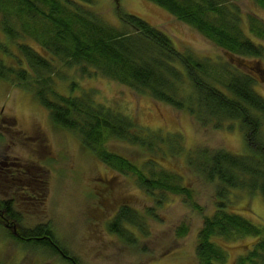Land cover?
Here are the masks:
<instances>
[{
	"label": "trees",
	"instance_id": "16d2710c",
	"mask_svg": "<svg viewBox=\"0 0 264 264\" xmlns=\"http://www.w3.org/2000/svg\"><path fill=\"white\" fill-rule=\"evenodd\" d=\"M149 1L196 28L236 61L264 55V21L257 15H244L233 0ZM254 1L264 9V0ZM93 2L0 0V80L31 91L49 111L57 128L75 131L83 145L106 165L121 175L136 177L140 188L154 200L163 190L186 195L187 200L193 194L177 181L181 175L165 169L156 173L153 169L160 164L155 158L149 157L144 163L148 168L139 167L122 154L109 151L107 141L116 138L145 152L154 150L159 138L182 146V137H160L118 108L95 102L86 91L74 94L78 88L76 78L104 76L156 102L187 111L204 127L219 129L241 121L252 146L249 153L199 149L195 169L216 185L218 206L212 215L204 216L196 255L199 264H223L228 257L224 240L251 237L252 245L232 263L264 264V226L233 211L227 202H231L234 188L259 191L264 196V142L259 138L261 118L257 114L264 115V97L254 89L257 81L252 67L182 51L167 33L134 13L120 10L118 2V21L111 23L89 9ZM69 71L70 93L62 94L56 83L67 80ZM2 158V181L7 177V182L18 183L17 189L27 198L43 201L48 182L45 174L38 172L33 184L22 183L21 177L30 179L29 169H12L9 173L7 170L14 166L5 165L6 159ZM115 213L107 228L127 245L137 247L150 214L128 204ZM21 219L12 199L0 200V224L12 228L13 236L25 247H39L61 254L71 264H83L68 252L50 225L21 228ZM187 232L186 224L177 229L178 236Z\"/></svg>",
	"mask_w": 264,
	"mask_h": 264
},
{
	"label": "rangeland",
	"instance_id": "374dc122",
	"mask_svg": "<svg viewBox=\"0 0 264 264\" xmlns=\"http://www.w3.org/2000/svg\"><path fill=\"white\" fill-rule=\"evenodd\" d=\"M233 1L244 15H257L264 21V9L254 0ZM117 2L120 10L134 13L167 33L182 51L252 67L251 73L257 81L254 89L264 97V55L259 59L236 61L196 28L149 0H94L89 9L115 23L119 15ZM66 77L67 80L56 83L62 94L70 93L72 73L67 72ZM76 79L78 88L74 94L86 91L95 102L118 108L160 137L172 134L182 137V146L159 138L155 149L145 152L116 138H110L106 147L143 168L149 167H144L149 157L155 158L160 166L153 170L158 173L157 170L165 169L181 175L177 181L190 188L193 197L187 200L186 195L157 190V200L149 198L136 177L121 175L106 165L83 145L75 131L57 128L49 111L31 91L0 80V124L3 126H0V159L5 157V165L14 166L7 170L9 173H13L12 169H29L31 177H21L22 183L33 184L38 172H43L48 181L44 200L35 201L17 189L18 183L7 182V177L4 178L6 182L2 181L1 176L0 200L14 201L15 210L22 215V227L17 226L50 225L60 241L66 244L68 252L83 264H199L196 255L198 232L204 216L217 210L218 198L216 185L197 173L195 161L202 148L249 153L252 146L241 121L236 120L231 127L219 129L204 127L187 111L156 102L150 96L138 94L104 76ZM257 114L261 118L259 138L264 142V115ZM230 200H227L230 209L264 226V196L259 191L234 188ZM124 204L136 207L145 215L150 214L148 225L143 226L145 234L139 238L137 247L127 245L107 228L115 212ZM182 224L187 225L188 232L178 236L177 229ZM253 240L251 237L234 242L224 240L228 257L223 264H233L232 261L251 246ZM0 261L3 264H71L61 254L39 247H25L13 236L12 228L1 224Z\"/></svg>",
	"mask_w": 264,
	"mask_h": 264
}]
</instances>
